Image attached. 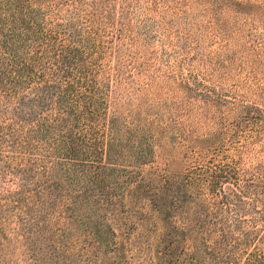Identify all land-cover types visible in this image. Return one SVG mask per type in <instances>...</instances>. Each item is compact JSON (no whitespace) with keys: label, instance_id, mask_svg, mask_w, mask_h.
<instances>
[{"label":"trees","instance_id":"obj_1","mask_svg":"<svg viewBox=\"0 0 264 264\" xmlns=\"http://www.w3.org/2000/svg\"><path fill=\"white\" fill-rule=\"evenodd\" d=\"M61 6L0 0V264L13 243L51 264L74 245L84 264H264V164L217 144L154 166V137L111 116L96 33ZM245 106L264 149V108Z\"/></svg>","mask_w":264,"mask_h":264},{"label":"rangeland","instance_id":"obj_2","mask_svg":"<svg viewBox=\"0 0 264 264\" xmlns=\"http://www.w3.org/2000/svg\"><path fill=\"white\" fill-rule=\"evenodd\" d=\"M49 1L96 33L111 116L154 137V166L189 170L217 144L244 168L264 164L262 137L246 138L244 118L245 105L264 108V0ZM46 245L36 262L13 243L14 264H51ZM80 247L59 246L52 264H66L63 253L84 264Z\"/></svg>","mask_w":264,"mask_h":264}]
</instances>
